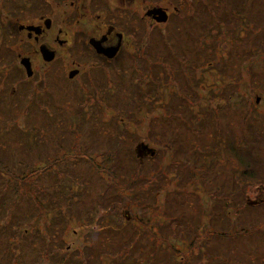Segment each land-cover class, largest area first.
Wrapping results in <instances>:
<instances>
[{
	"label": "rangeland",
	"instance_id": "rangeland-1",
	"mask_svg": "<svg viewBox=\"0 0 264 264\" xmlns=\"http://www.w3.org/2000/svg\"><path fill=\"white\" fill-rule=\"evenodd\" d=\"M45 1L0 0V264H264V0H146L114 63Z\"/></svg>",
	"mask_w": 264,
	"mask_h": 264
},
{
	"label": "flooded vegetation",
	"instance_id": "flooded-vegetation-1",
	"mask_svg": "<svg viewBox=\"0 0 264 264\" xmlns=\"http://www.w3.org/2000/svg\"><path fill=\"white\" fill-rule=\"evenodd\" d=\"M1 1H2L1 4L5 2V5L7 4L9 5L11 3L13 4L16 3L18 5V2H17L18 0H1ZM113 1L115 2L113 3ZM138 1L139 0H91L89 2L90 8L91 7L96 8L98 12L91 13L90 11L89 14L86 13L85 11H81V8H79V6L78 8H76V4L71 2L70 4L72 5L73 11L69 13L68 15L70 19L69 22L70 24L76 23L79 25L80 23H82V25H84L82 21L87 20L88 25L92 24V26H94L98 30L99 33L94 36H91L87 40L88 48L90 49L92 54H95L97 56V59H101L102 62L114 63V61H116L117 59H120L123 53H125L126 47H124V45L126 42H128L127 45L131 43V45L133 44L134 47H137L136 46L137 44L134 45L135 43L134 41L136 37H139L143 33V29H141V27L144 28L143 27L144 25L146 27L147 19L152 20V22L156 24L159 23V22H156L155 20V18H157V16L159 15V13L150 14L151 10L157 9V8H160L161 10H163V12H165V14L168 16V19L166 22L167 24L171 20L173 21L174 19L181 20V17L184 16V15H181L184 12L182 10L184 6L183 4H179L178 7L174 5L172 8L167 10V8L161 7L160 5L148 7L145 4L146 0H140L142 1V6L139 8ZM176 1L179 3V0H176ZM45 2L46 4L43 5L44 7L40 5L39 6L44 9H45V6L49 7V10L47 11H50V8H52L51 5L55 4L56 0H47ZM23 12H24L23 9L21 12L15 11L13 15L20 16ZM40 17H41L40 23L34 24L32 26L31 25L30 26L19 25L17 29H19V31L21 32L26 31L27 37L32 36L34 40H37V36H36L37 32H39L38 36H40L44 34L47 29H50V27L53 25V21L50 18L44 17L43 15ZM27 27H32L33 29L34 28L35 29L28 30ZM153 29L154 27L151 28V31ZM60 33H61V29H58V34ZM58 34L56 38L58 37ZM130 39H131V42H129ZM93 44H95L99 52H97ZM40 47H44L45 50L47 49L49 50V52H52L53 53L52 60H54L55 58L54 50L52 49L50 50L45 45H42ZM107 50L110 51V53H113L114 51L117 50L116 54L114 55L112 59H108L104 54H102L103 51H107ZM41 57L43 60L42 53H41ZM74 64H75V68L71 69L70 71H76L77 73L72 78H69V74H70V71H69V74L67 76L69 80H75L76 78L80 77L82 74L81 72V74L79 75L80 71L78 68L80 67V64L79 63H74ZM100 64H103V63H100ZM96 67L97 66H93V68L97 69ZM24 71L26 73V70ZM92 77H95L94 74L92 75ZM96 79H98V77ZM99 83H100L99 84L100 86L102 82L99 81Z\"/></svg>",
	"mask_w": 264,
	"mask_h": 264
},
{
	"label": "water",
	"instance_id": "water-1",
	"mask_svg": "<svg viewBox=\"0 0 264 264\" xmlns=\"http://www.w3.org/2000/svg\"><path fill=\"white\" fill-rule=\"evenodd\" d=\"M151 13H155V14H158L159 13V15L157 16V18H155L156 22H159L160 23V22H165L166 21V14L160 8L151 10L150 11V14ZM27 29L28 30H34L35 28L33 29L32 27H27ZM37 33H39V32H37ZM93 46H94V48H96L97 52H99L98 51V48L95 46V44H93ZM117 50H118V48H117ZM40 51H41V53L43 55V60L45 62L52 60V58H53V53L52 52H49V50H47V49L45 50L44 47H41L40 48ZM116 51H114L113 53H110V51L107 50V51H103L102 54H104L108 59H112L114 57V55L116 54ZM22 64L26 68V74H27V76H31L32 73L29 70V64H28V62L22 61ZM76 73H77L76 71H70L69 78H72ZM140 148L141 147H138L137 154L141 158V156L143 154V151H142L143 149H140ZM153 154H154V152L152 151L150 153V156H152ZM247 203L249 205H251V206H255L256 204H258V201H256V200L255 201L247 200Z\"/></svg>",
	"mask_w": 264,
	"mask_h": 264
},
{
	"label": "trees",
	"instance_id": "trees-1",
	"mask_svg": "<svg viewBox=\"0 0 264 264\" xmlns=\"http://www.w3.org/2000/svg\"><path fill=\"white\" fill-rule=\"evenodd\" d=\"M138 162H139L140 164H142V163H144V160H142L141 162H140V161H138ZM242 176H247V178H248V177H251V174H248V175H247V174H246V171H244V172L242 173ZM57 256H58V255H56L55 257H52V259H48L47 261L50 262V263H52V262H56L57 264H65L64 261L62 260V258H61V260H58V261H57ZM55 259H56V261H54Z\"/></svg>",
	"mask_w": 264,
	"mask_h": 264
},
{
	"label": "bare ground",
	"instance_id": "bare-ground-1",
	"mask_svg": "<svg viewBox=\"0 0 264 264\" xmlns=\"http://www.w3.org/2000/svg\"><path fill=\"white\" fill-rule=\"evenodd\" d=\"M167 19H168V16L166 15V21L165 22H160V23H162V24H167L166 22H167ZM25 70H26V68H24ZM26 74V73H25ZM27 75V74H26ZM28 77V76H27Z\"/></svg>",
	"mask_w": 264,
	"mask_h": 264
}]
</instances>
